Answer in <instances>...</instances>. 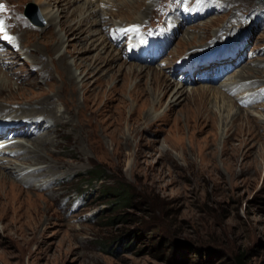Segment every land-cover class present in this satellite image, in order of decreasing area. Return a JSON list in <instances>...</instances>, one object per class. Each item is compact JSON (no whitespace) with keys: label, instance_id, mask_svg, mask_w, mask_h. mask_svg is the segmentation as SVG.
Wrapping results in <instances>:
<instances>
[{"label":"rangeland","instance_id":"374dc122","mask_svg":"<svg viewBox=\"0 0 264 264\" xmlns=\"http://www.w3.org/2000/svg\"><path fill=\"white\" fill-rule=\"evenodd\" d=\"M4 1L39 28L23 29L10 11V41L21 26L29 47L0 37L1 48L20 54L15 70L8 71L9 85L0 90L1 104L38 109L53 96L57 110L70 108L73 117L56 125L47 117L55 129L41 132L57 144L36 153L47 161L38 166L50 169L38 178L46 186L29 188L15 171H7L12 181L0 176V264H236L240 254L247 264H264V0H207V13L201 12L205 0H182L184 25L176 38L168 34L172 27L154 24L168 21L178 1L156 0L142 19L154 29L138 30L145 43L131 45L134 51L125 38L130 24L112 23L136 8L117 11L115 3L112 15L101 6L112 23H86L89 33L66 36L58 53L67 50L71 65L76 59L91 66L72 65L82 79L77 84L63 66L57 71L50 62L58 55L53 42L64 30H48L43 5ZM58 2L64 8L66 0L52 1ZM67 6L70 13L76 8ZM32 10L40 15L38 24L26 16ZM219 29L221 36L214 38ZM236 46L239 56L230 53ZM131 64L144 67L142 73H128ZM226 88L232 93H225L224 102L213 95ZM181 90L184 98L173 103ZM198 90L210 95L201 108ZM36 133L22 136L33 141ZM91 169L101 179L90 181ZM121 188L128 197L117 195Z\"/></svg>","mask_w":264,"mask_h":264},{"label":"bare ground","instance_id":"6f19581e","mask_svg":"<svg viewBox=\"0 0 264 264\" xmlns=\"http://www.w3.org/2000/svg\"><path fill=\"white\" fill-rule=\"evenodd\" d=\"M34 1L43 5L44 11H45V17L49 22L48 24H50V27L48 30H50L52 28V26L57 27L58 25L61 26L62 30H64V34L61 35L62 33L61 34L58 33L56 36V41L53 42L54 43L53 44L54 45L53 52H56V54H58L61 51L60 47L62 46V42L65 40L66 36H69L71 34L77 36L79 34H84V32L87 31L86 29L83 28V26L86 23H88L91 27H92V25H98V27L100 25L102 28L105 25L112 23L111 20H109L105 15L101 14V11H100L101 6L108 7V11L112 15H114L113 4H115V3H119L115 6L117 8L116 9L117 11H119V10L122 11V9H126V8L131 9V10H135V8H136V10H135L134 14H132V16H126L125 20H121L120 22L117 21V22L112 23V26H114L116 28H121L123 26H127L128 24H130V28H129L130 32L128 33V35L125 36V38L127 37L128 40L131 41L129 47L131 48L132 51H134V50H133V46L131 47V45H139V47H141L145 43V39L139 38V34L137 33L138 30H140V31L146 30L145 32L141 31L142 34H144V33L146 34V32L148 30L154 29L152 25L146 24L145 21L142 19L145 18L144 16H145V14H147L146 12L151 11V8L155 5H157L155 3L153 5V2H155L156 0H151L150 2H147V3H141L143 6H146V8L143 10V12L140 9L137 10L139 8V6L141 5L140 2H143V0H66V4H65L64 8H62L59 5V2L57 3L58 5H56L55 3H52V1L56 2V0H34ZM59 1H65V0H59ZM177 1H176L177 4H175L176 2L174 3L176 6L173 5L175 8L172 11V13L170 14L171 16H169V19H167L168 21L164 22L163 24H161L158 21L157 23L154 24V25H156L155 29H167V28L172 27L168 31V34H170V35H172L174 33L172 35V38L178 37L180 32L183 30L182 25H184V24H182L183 19L181 18V16H179V13H180L179 11L184 9L186 7V5H185L184 1H182V0H177ZM167 3H170V2L167 1ZM0 4L4 5V7L6 9L5 11L0 12V20H3L4 25H5V32L0 33V37H2L5 34L8 35L11 32H14L13 31L14 27L11 26V18H13L12 16H14V15L15 16L19 15V18H20V20H22V23H23V29L28 28V29L38 30L39 27L30 24L22 15H20V10L18 7L16 8V10L13 8L11 10L9 8V6L7 5L9 3L4 1V0H0ZM70 4H76V8L73 9L71 11V13H70V10L68 9L69 6H67ZM210 9L212 10L210 5H208L206 7L204 13L209 12ZM10 11L14 15L12 14V16H11ZM76 11H78L79 14H78V16H75V19H71L70 21L69 20L63 21L64 17H67L66 19H68L69 18L68 16H73V13H75ZM161 13H163L162 15H164V12L161 11ZM67 14H68V16H67ZM90 18H96V20L91 21ZM16 20H17V17H16ZM67 21H69V22H67ZM125 24H127V25H125ZM89 25H87V27ZM17 29H18V31L17 32L15 31L16 32L15 33L16 37L14 38L15 40L14 39L12 41L9 40V41H7V44H16V45L20 44V47L22 49V48H25L26 46H28V44H27V41H24V42L22 41V34H24V32H22L20 34L19 31L21 30V26H17ZM41 29L43 32L46 28H41ZM97 29H100V28H97ZM132 29H134V30H132ZM220 31L221 30L219 29L218 32L217 31L214 32V38H217V36H221ZM87 33H89V31H87ZM125 33H126V31H125ZM50 35H52V34H50ZM116 36H117V34H116ZM189 37H191V36H189ZM115 41H117V40L115 39ZM189 41H187L185 43H189ZM22 43H25L26 45L24 46ZM1 45L4 46V44L0 43V46ZM37 49H38V46L37 47L35 46V51ZM13 50H14L13 47H11L10 49H6V48L3 49L0 47V90L2 89V86L5 87L6 85H9L11 80L9 81L10 78L8 77V74L9 75H12V74L8 71L15 70V67L17 66L15 64H17L19 62V59H20V56H19L20 54L13 51ZM67 53H68L67 50H63L60 54L57 55L58 58L54 57V56L51 57L50 62H52V65H53V63L55 64L54 68L57 71L59 68V64H60V66H63L65 74L67 75L70 83H76L77 84L82 79L79 77V75L76 72L72 71V65L75 64L76 68H80V67L91 68V66H89L88 64H84L82 60H81V63H77L76 59L73 61L72 65L69 64L68 63L69 60L68 61L66 60L68 58ZM230 53H236V55L239 56L242 53L241 47L240 46L234 47L233 49H231ZM28 57L30 59L34 58V56H32L31 53H29ZM136 57L138 59H142V57H140V56H136ZM57 60H58V63H57ZM227 60H228L227 62L233 63V59H230V57ZM56 65H58V67ZM138 67H141V66L136 65V64H131V66L128 68V73L132 74V72L135 73L136 71H139L141 74L144 67H142L141 69H139ZM48 77L51 78V80H52L53 74L47 75V78ZM257 81L259 82V80H257ZM172 85H173V83L165 84L164 87L166 90H165V92H163V94H165L167 89L169 87H171ZM175 86H176V88L178 87V89L182 88L181 86L179 88L178 83ZM199 91L200 90H198L197 91L198 93H196V94L194 93V96H196V99L198 98L199 101L202 102V106L200 104V108H201V107H204V105L207 101V98L210 95L208 94L207 90H203L200 92ZM255 91H254V93H255ZM176 93H178V94H176ZM225 93L230 95V93H232V89L226 88L224 93H222L220 90H218V91L216 90V92H213V95L214 94L220 95L222 98H224V100H223V102H224L225 99L228 98V96ZM56 96L60 97L59 94ZM230 97H232V96H230ZM172 98H173V103H177V101L180 102L182 100V98H184L183 90L175 91V93L172 95ZM233 99L236 102L238 101L235 98H233ZM54 101H55V99L53 96H48L42 100V102L40 103L41 105L38 109H35V107H33V108H29V107L28 108H24V107L21 108L22 107L21 106L20 108H16V109H12V110H10V109L8 110V107H6L4 104H1L3 101L0 102V160L2 161V164H0V176L3 175V173H5V175H6L5 177H7V176H9V173L7 171L10 170L11 174L13 173V171H15L18 174L17 177L23 182V184H26L27 187H29V188H31V185L33 183H35L39 186H46L45 183H47V182H43L44 180L42 182H40V180L38 178L43 176V175L48 174L49 173L48 171L50 169L46 170L47 167H39L38 166L40 164V162L42 161V159H43V162H45V163H47V161L44 159V156H45L44 154L36 156L37 155L36 153H37V151H41V150L44 153H47L48 149L55 148V146L57 144H55V139L51 140L50 137H43L41 132L45 131L46 133H50L51 130L55 129L52 126L54 124L55 125L59 124L60 122H63L64 124H70L72 121L71 119L73 117V116L71 117L72 113H70L71 112L70 108L67 111L66 110L59 111V110H57L56 105H55L56 102H54ZM59 101H61L60 98H59ZM252 101H254V99H252ZM64 102L66 103V101H64ZM246 102H247V99H241L242 104H245ZM7 104H10V106H12L11 103H7ZM226 107L227 106H224L223 109L225 110ZM220 109H221V106H220ZM21 110H24V112H20ZM206 111L208 113H210L208 109H206ZM19 112H20V114L21 113H25V114L24 115L19 114L18 115L19 118H17L16 116ZM200 113H201V111H200ZM229 113L230 112H228V114ZM43 115H44V117H42ZM232 115L234 118L235 115L234 114H232ZM207 116H208V118H210V115H207ZM47 117L50 118L54 124H50L51 120L49 121V119ZM205 118L207 119V117H205ZM260 124L264 126V122H261ZM43 126H44V128L42 130ZM37 130H39V131L36 133ZM27 133H31V134L36 133L37 134L36 139L33 141L28 140V139L25 140L26 138L23 137L22 135L25 136ZM13 135H18L19 138L14 137L15 139H13V137H12ZM59 135H61V134H59ZM51 136H53V135H51ZM20 138H22V139H20ZM17 156L21 157V159H19L20 162H18V164H15V166H13L14 165L13 159H15ZM26 165H28V166H26ZM52 173H54V172H52ZM23 177H25V178H23ZM7 178H8L7 180L12 181L11 178L10 179H9V177H7ZM2 180H0V189L3 188V184H5V180L3 178H2Z\"/></svg>","mask_w":264,"mask_h":264},{"label":"trees","instance_id":"16d2710c","mask_svg":"<svg viewBox=\"0 0 264 264\" xmlns=\"http://www.w3.org/2000/svg\"><path fill=\"white\" fill-rule=\"evenodd\" d=\"M89 174L91 175V177H90V181H94V180H99V179H101V175H99V173H95V171H94L93 169H91V170L89 171ZM119 188H120V187H119ZM115 189H116V188H115ZM115 189H114V190H115ZM116 190H119V189H116ZM124 190L126 191L127 188H123V189L121 188V190H120L119 192H122V194H121V193H118L117 195H120L121 198L128 197V195L124 193ZM113 193H114V192H113ZM113 193H112V194H113ZM114 195H116V194L114 193ZM236 264H247V262L245 261V256H244V254H240V255L237 257Z\"/></svg>","mask_w":264,"mask_h":264},{"label":"snow or ice","instance_id":"6c2138e0","mask_svg":"<svg viewBox=\"0 0 264 264\" xmlns=\"http://www.w3.org/2000/svg\"><path fill=\"white\" fill-rule=\"evenodd\" d=\"M5 10L6 9H5L4 5L0 4V12H3ZM126 31H128V30H126ZM2 32H5V25H4L3 20H0V33H2ZM4 39L11 40L12 37H10V36H8V35L5 34L4 35Z\"/></svg>","mask_w":264,"mask_h":264},{"label":"water","instance_id":"95a60500","mask_svg":"<svg viewBox=\"0 0 264 264\" xmlns=\"http://www.w3.org/2000/svg\"><path fill=\"white\" fill-rule=\"evenodd\" d=\"M36 8V7H35ZM35 11V13H36V10H32V11H27V15L28 16H31L32 15V13Z\"/></svg>","mask_w":264,"mask_h":264}]
</instances>
